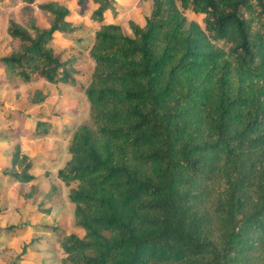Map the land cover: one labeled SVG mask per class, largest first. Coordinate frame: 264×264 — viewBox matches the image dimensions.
Masks as SVG:
<instances>
[{
    "label": "trees",
    "instance_id": "1",
    "mask_svg": "<svg viewBox=\"0 0 264 264\" xmlns=\"http://www.w3.org/2000/svg\"><path fill=\"white\" fill-rule=\"evenodd\" d=\"M23 1L25 25L9 21L13 45L0 57L7 75L79 83L84 71L53 45L79 28L70 9L39 4L51 16L40 26L35 0ZM90 1L91 120L75 127L58 170L78 184L69 198L84 235L61 230L63 264H236L264 242V0H152L130 30L106 21L113 0L78 3ZM218 164L225 186L213 237L189 198ZM27 170L11 174L34 180Z\"/></svg>",
    "mask_w": 264,
    "mask_h": 264
},
{
    "label": "rangeland",
    "instance_id": "2",
    "mask_svg": "<svg viewBox=\"0 0 264 264\" xmlns=\"http://www.w3.org/2000/svg\"><path fill=\"white\" fill-rule=\"evenodd\" d=\"M49 1L53 0L31 4L32 15L40 26H48L51 16L39 4ZM58 1L70 9L67 19L79 28L55 34L53 45L65 57H74V67L84 71L76 75L79 83H51L39 76L25 82L20 77H9L0 62V264H63L67 254L61 246V230L84 235L75 221L76 204L69 198L78 184H66L58 177V170L71 158L68 147L75 127L91 120V105L84 89L92 81L95 67L90 49L98 25L91 13L98 5L90 1L83 7L78 0ZM113 1L115 11L107 15L106 21L121 23L127 30L130 21L143 24L144 16L153 9L152 0ZM26 14L23 0H0V57L12 49L9 21L25 25ZM188 16L203 25L202 15ZM215 43L223 46L222 41ZM219 164L195 180L189 198L213 237L219 204L224 200L225 179ZM25 167L34 180H19L11 174ZM254 187L249 188L248 207L257 200ZM11 225L14 229L7 231ZM236 264H264V242H256Z\"/></svg>",
    "mask_w": 264,
    "mask_h": 264
}]
</instances>
